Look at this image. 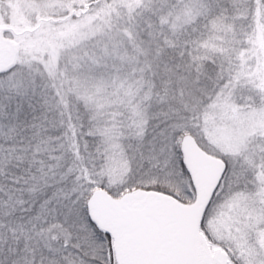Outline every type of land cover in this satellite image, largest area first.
<instances>
[{"label": "snow or ice", "instance_id": "1", "mask_svg": "<svg viewBox=\"0 0 264 264\" xmlns=\"http://www.w3.org/2000/svg\"><path fill=\"white\" fill-rule=\"evenodd\" d=\"M0 264H264V0H0Z\"/></svg>", "mask_w": 264, "mask_h": 264}]
</instances>
